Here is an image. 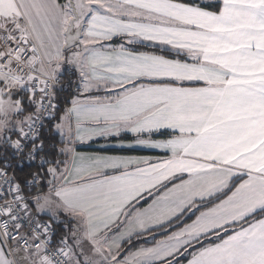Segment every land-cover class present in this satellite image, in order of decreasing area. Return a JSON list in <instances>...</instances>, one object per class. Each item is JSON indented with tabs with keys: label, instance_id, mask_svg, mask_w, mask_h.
<instances>
[{
	"label": "snow or ice",
	"instance_id": "6c2138e0",
	"mask_svg": "<svg viewBox=\"0 0 264 264\" xmlns=\"http://www.w3.org/2000/svg\"><path fill=\"white\" fill-rule=\"evenodd\" d=\"M0 264H264V0H0Z\"/></svg>",
	"mask_w": 264,
	"mask_h": 264
},
{
	"label": "crops",
	"instance_id": "0c3cea01",
	"mask_svg": "<svg viewBox=\"0 0 264 264\" xmlns=\"http://www.w3.org/2000/svg\"><path fill=\"white\" fill-rule=\"evenodd\" d=\"M102 143H103V141H99L98 143L93 144L91 147H87V146H85V147L82 148L81 150H82V151H96V150H98L99 145L102 144Z\"/></svg>",
	"mask_w": 264,
	"mask_h": 264
}]
</instances>
